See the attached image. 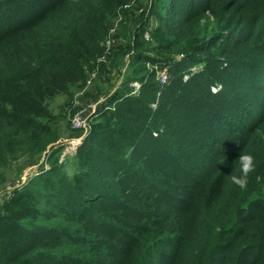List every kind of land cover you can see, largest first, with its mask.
<instances>
[{
    "label": "trees",
    "instance_id": "trees-1",
    "mask_svg": "<svg viewBox=\"0 0 264 264\" xmlns=\"http://www.w3.org/2000/svg\"><path fill=\"white\" fill-rule=\"evenodd\" d=\"M143 1L0 0L1 191L50 151L0 207V264H264V0ZM90 86L73 175L53 147Z\"/></svg>",
    "mask_w": 264,
    "mask_h": 264
},
{
    "label": "rangeland",
    "instance_id": "rangeland-1",
    "mask_svg": "<svg viewBox=\"0 0 264 264\" xmlns=\"http://www.w3.org/2000/svg\"><path fill=\"white\" fill-rule=\"evenodd\" d=\"M147 1L148 0H144L143 2H145V3H147ZM208 18V21H206V22H204L205 23V28H203L202 29V31L200 32V34L199 35H201V36H203L204 34H206V35H209V34H211V32H212V30H214V29H216V28H218V26H219V24H220V21L216 18V17H214V16H208L207 17ZM195 30H198L199 31V29L198 28H195ZM181 47L182 48H186L187 47V45L186 44H182L181 45ZM230 49H232V51L230 52V54L233 56V57H235V58H238V57H240L241 56V52H249L250 50V48L249 47H242V48H239V49H236V48H230ZM264 49V48H263ZM262 53V52H261ZM181 56H179V60L181 59L180 58ZM194 67V68H192L191 70L192 71H190V69H189V71L190 72H187L186 74H185V72H184V80L185 81H187L188 79H189V77L191 76V75H193V74H195L196 72H198L199 70H201V69H206V64L203 62V61H199L198 63H195V64H191V67ZM165 74V73H164ZM166 75V82L165 83H162V84H167V74H165ZM115 76H117V74L115 75ZM135 86H137V91L139 90V84L138 83H135ZM218 88L216 89V91H218V90H220L221 89V86H217ZM95 89V88H94ZM94 89H82V90H79V88L78 87H75V88H73L72 90H73V93H74V102H80V101H89L88 100V98H89V93H90V91H94ZM194 98H193V94H190L185 100H193ZM196 100V99H195ZM66 101V97L65 98H62V97H58V98H56L55 100H54V102L52 103V105H51V109L56 113V114H60V112H61V109H62V106H63V104H64V102ZM198 101V100H197ZM89 103H95L94 101H91V102H89ZM89 103H87V104H89ZM87 104H85V105H81V103L80 104H78L77 106H82L79 110H84L85 108H86V105ZM153 107H156V105H153ZM217 107H216V105H214L213 107H212V110L214 111L215 109H216ZM84 116H88V112H85V114H84ZM89 118H87V119H85V120H88ZM72 129V127L71 128H69V127H67V126H65V125H63V127L61 128V130H60V134H61V138L59 139V141L56 143V145L53 147L54 149H55V147L56 146H58L59 144H64V143H66L68 140H72L73 138H75V137H72V131H73V129ZM61 147V146H60ZM77 153H78V151H77ZM77 153L76 154H74L72 151H70V149L66 146L65 148H63L62 147V151H61V160H60V162L61 163H64V169H63V172H65V173H69V174H75V172H76V169L73 167V165H72V161H73V159H74V157L77 155ZM50 154V151H47V152H45V155H44V157L41 159V161H40V163H37V164H35V165H30L28 168H26V170L23 172V174L20 176V177H18V178H16V177H14L13 178V171L15 170V168H16V166L18 165V164H20V163H22L23 161H24V159H21L19 162H17V163H14L13 164V166H11L10 168H8V169H6L5 170V173H6V177L9 179V178H11V180L9 181V183L8 184H6V185H8V189L5 191V192H3V190L1 191V189H2V185L3 184H0V207L3 205V203L7 200V198H8V193L9 192H13L17 187H15V184H16V182L18 181V180H20L22 177H26L27 178V180H26V182H25V184H23L22 186H20L18 189L20 190V189H23V187H25V185L26 184H28L29 183V181L30 180H32V179H34L35 177H39L40 175H41V173L43 172V171H46L47 170V168H48V163H50L49 161L47 162V157H48V155ZM68 160H71V162H70V164H68V165H65V163L68 161ZM34 170H37V171H35L34 172ZM5 185V186H6ZM3 192V193H2Z\"/></svg>",
    "mask_w": 264,
    "mask_h": 264
},
{
    "label": "built area",
    "instance_id": "built-area-1",
    "mask_svg": "<svg viewBox=\"0 0 264 264\" xmlns=\"http://www.w3.org/2000/svg\"><path fill=\"white\" fill-rule=\"evenodd\" d=\"M136 0H133L132 4L135 3ZM132 4L126 5L125 8H130L132 6ZM145 38L149 39L150 35L149 33L145 34ZM114 44L112 39H109L107 41V45L108 47H111ZM166 74V73H165ZM164 74V72H162L160 74V82L161 83H165L166 82V75ZM95 76V74L93 75ZM135 86V84H134ZM137 88V86H135ZM140 88V86H139ZM138 89V88H137ZM107 98H101L99 100L98 103H93L91 104L88 108H89V113L88 116H84V113L87 112V108H85L84 110H79L73 117L72 119V126L74 129L76 130H83L84 133L82 136L80 137H75L72 140H68L66 143L64 144H59L58 146H61L63 148H65L66 146L70 149V151H72L74 154L77 153L79 147L82 145L84 138L89 134L90 130H91V118H93L99 107L105 103ZM101 103V104H100ZM100 104V105H99ZM89 118L88 120H85ZM58 146H56L55 148H57ZM45 155V154H44ZM44 157V156H43ZM27 178L26 177H22L20 180H18L15 184V187H20L23 184H25ZM12 192L8 193V196L11 194Z\"/></svg>",
    "mask_w": 264,
    "mask_h": 264
},
{
    "label": "clouds",
    "instance_id": "clouds-1",
    "mask_svg": "<svg viewBox=\"0 0 264 264\" xmlns=\"http://www.w3.org/2000/svg\"><path fill=\"white\" fill-rule=\"evenodd\" d=\"M215 91V89H213ZM240 168L242 175L240 176H232V182L236 185H239L241 188L246 187L247 185V176L248 173L251 172L254 165V156L251 153H241L239 156Z\"/></svg>",
    "mask_w": 264,
    "mask_h": 264
},
{
    "label": "crops",
    "instance_id": "crops-1",
    "mask_svg": "<svg viewBox=\"0 0 264 264\" xmlns=\"http://www.w3.org/2000/svg\"><path fill=\"white\" fill-rule=\"evenodd\" d=\"M90 88L93 89L92 86H90V87H86L85 89H90ZM85 89H84V90H85ZM78 103H79V101L77 102V104H78Z\"/></svg>",
    "mask_w": 264,
    "mask_h": 264
}]
</instances>
